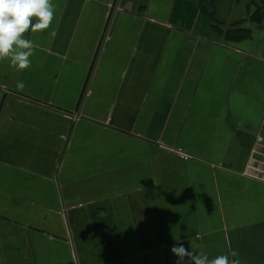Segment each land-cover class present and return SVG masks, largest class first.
<instances>
[{
    "label": "crops",
    "instance_id": "1",
    "mask_svg": "<svg viewBox=\"0 0 264 264\" xmlns=\"http://www.w3.org/2000/svg\"><path fill=\"white\" fill-rule=\"evenodd\" d=\"M52 3L0 62V264H264V0Z\"/></svg>",
    "mask_w": 264,
    "mask_h": 264
},
{
    "label": "clouds",
    "instance_id": "2",
    "mask_svg": "<svg viewBox=\"0 0 264 264\" xmlns=\"http://www.w3.org/2000/svg\"><path fill=\"white\" fill-rule=\"evenodd\" d=\"M56 5L52 0H0V62L8 60L16 71L31 67L35 44L26 33L43 32L55 19ZM16 87L23 89V82ZM171 252L178 257L176 264H242L239 252L209 258L206 253L186 249L182 243L173 245Z\"/></svg>",
    "mask_w": 264,
    "mask_h": 264
}]
</instances>
